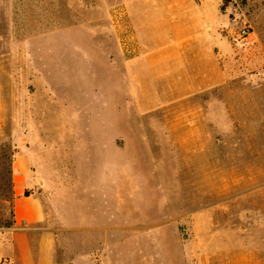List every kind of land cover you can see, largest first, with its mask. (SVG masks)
I'll return each mask as SVG.
<instances>
[{"label": "rangeland", "instance_id": "374dc122", "mask_svg": "<svg viewBox=\"0 0 264 264\" xmlns=\"http://www.w3.org/2000/svg\"><path fill=\"white\" fill-rule=\"evenodd\" d=\"M20 163L106 239L264 264V0H0V234Z\"/></svg>", "mask_w": 264, "mask_h": 264}, {"label": "crops", "instance_id": "0c3cea01", "mask_svg": "<svg viewBox=\"0 0 264 264\" xmlns=\"http://www.w3.org/2000/svg\"><path fill=\"white\" fill-rule=\"evenodd\" d=\"M153 53L163 56L166 51L157 48ZM153 53L150 50L141 58L148 67L155 65L150 60ZM167 61L163 59L156 64ZM44 175L46 173L37 175L36 171L31 172L22 163L18 164L13 174V226L0 234V255L7 256L9 264H100L96 254L100 256L101 264L179 262L180 255L169 252L168 246L165 253L163 235L153 236L154 248H148L147 236L139 233L134 237L131 233L128 236L122 234V238L108 234L106 239L104 233L109 229L111 219L102 215H97L95 219L87 217L83 202L64 204L59 196L47 195L46 181L39 179ZM27 190L31 193L24 195ZM119 222L123 225L121 228L126 229L125 217ZM90 230L103 232L90 237L89 232H84ZM89 238L94 242H90Z\"/></svg>", "mask_w": 264, "mask_h": 264}, {"label": "built area", "instance_id": "2783aa9c", "mask_svg": "<svg viewBox=\"0 0 264 264\" xmlns=\"http://www.w3.org/2000/svg\"><path fill=\"white\" fill-rule=\"evenodd\" d=\"M238 37L241 38V39H243L242 40V43H246L247 32H246V29L245 28H241L238 31Z\"/></svg>", "mask_w": 264, "mask_h": 264}, {"label": "trees", "instance_id": "16d2710c", "mask_svg": "<svg viewBox=\"0 0 264 264\" xmlns=\"http://www.w3.org/2000/svg\"><path fill=\"white\" fill-rule=\"evenodd\" d=\"M24 195H28V192H27V191H25V192H24Z\"/></svg>", "mask_w": 264, "mask_h": 264}]
</instances>
